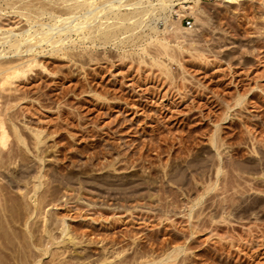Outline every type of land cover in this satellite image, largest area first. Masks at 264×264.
I'll return each mask as SVG.
<instances>
[{
  "label": "rangeland",
  "instance_id": "1",
  "mask_svg": "<svg viewBox=\"0 0 264 264\" xmlns=\"http://www.w3.org/2000/svg\"><path fill=\"white\" fill-rule=\"evenodd\" d=\"M180 1L181 31L145 17L108 43L73 34L75 49L0 99L4 263L45 243V226L55 249L42 264H264V0H202L192 14ZM32 181L38 211L23 196Z\"/></svg>",
  "mask_w": 264,
  "mask_h": 264
},
{
  "label": "bare ground",
  "instance_id": "2",
  "mask_svg": "<svg viewBox=\"0 0 264 264\" xmlns=\"http://www.w3.org/2000/svg\"><path fill=\"white\" fill-rule=\"evenodd\" d=\"M97 1L98 0H0V99L16 97L14 96V92L20 90L18 86L31 82L29 77L27 78L26 76L29 72H32V70L34 71V68L36 69V67H39V69L47 71L46 66L42 62L43 57L53 58V56L55 57L57 54H66L68 51L75 49L73 34L82 37L84 40L90 39L94 42L95 39L99 38L101 41L107 42L119 34L116 29L123 25L125 21L133 19L131 23V27H133L143 23V18L145 17L163 21L165 25L163 29H158L154 24L156 22L153 23L154 25L152 23L148 24L149 22L147 25L145 22V25L154 32H158L157 29L160 30L161 33H172V31L176 32L175 30H179V27H177L175 23L178 21L176 20L178 19L176 16L178 17L179 15V10L177 11L174 9L177 4L175 0H130L129 2L126 0H106L99 5L96 4ZM201 1L202 0H181L179 3L181 10L183 9L182 11H190L192 14L198 12L199 9L196 4ZM123 6L132 7V10L122 13L120 9ZM180 15L182 16V14ZM181 16L179 17L181 18ZM110 18H113L115 23H107L105 21L93 28V25L99 20H108ZM23 21L26 25L24 24V26H19V29H16L18 24ZM127 28H130V26L126 27V29ZM165 35H163V37L155 35L154 38L164 52L167 48H170L166 40L167 35ZM43 44L48 45V48H50L49 52H46L48 48H44V46H42ZM17 82L19 84H16ZM9 118L10 114H8L7 111L4 110L0 112V157L1 154H3V148L7 145L9 137L6 131V121H8ZM15 127L16 126H14L13 130L18 142L26 144V140L24 141L22 137L23 134ZM30 130L34 134L36 140L35 145L41 144L42 139L40 135L43 131L33 130V128ZM42 176L37 175L35 178H40ZM32 182V187L29 190L27 189V191L21 192H24L23 196L27 198L25 200H30L28 202H31L33 205L31 203L28 204L33 206L32 209L34 208L36 211L41 205L39 189L42 186V181ZM64 223L65 222L62 224L64 225ZM44 227L42 232L47 235L46 242L43 240L45 242L43 243L40 239H32L26 246L21 245L24 247L22 249H24L26 253L28 251L26 255V258H28H24L22 262L18 260L19 262L16 264H42V257L52 252L53 236L52 233L48 231L49 228L47 227V230L44 229ZM68 230L65 225L61 228L65 236L69 234ZM34 231H32V228L29 226L28 233L30 238L33 237ZM44 237L41 238L45 239L46 237ZM56 245L55 247H57ZM16 250L17 249H15V252ZM171 255L172 253H168L164 260H167ZM59 256L57 255L56 257L55 255L56 258ZM54 258L53 260H55ZM59 260L60 259L57 261ZM161 261L163 262V260L140 261V264H161ZM5 263L0 259V264Z\"/></svg>",
  "mask_w": 264,
  "mask_h": 264
},
{
  "label": "built area",
  "instance_id": "3",
  "mask_svg": "<svg viewBox=\"0 0 264 264\" xmlns=\"http://www.w3.org/2000/svg\"><path fill=\"white\" fill-rule=\"evenodd\" d=\"M182 22H184L185 23V25L188 27V28H192L193 27V24H192V21H191V19L190 18H183L182 19Z\"/></svg>",
  "mask_w": 264,
  "mask_h": 264
}]
</instances>
